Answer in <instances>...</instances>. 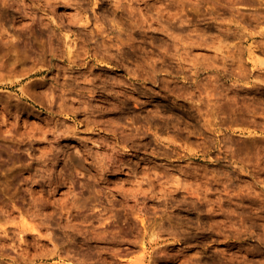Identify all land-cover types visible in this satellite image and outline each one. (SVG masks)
<instances>
[{"label": "rangeland", "instance_id": "rangeland-1", "mask_svg": "<svg viewBox=\"0 0 264 264\" xmlns=\"http://www.w3.org/2000/svg\"><path fill=\"white\" fill-rule=\"evenodd\" d=\"M0 264H264V0H0Z\"/></svg>", "mask_w": 264, "mask_h": 264}]
</instances>
